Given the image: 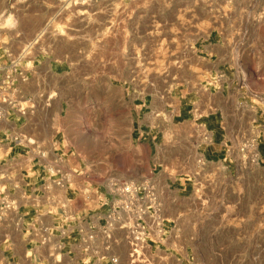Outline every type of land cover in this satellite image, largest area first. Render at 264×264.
<instances>
[{"label": "rangeland", "instance_id": "1", "mask_svg": "<svg viewBox=\"0 0 264 264\" xmlns=\"http://www.w3.org/2000/svg\"><path fill=\"white\" fill-rule=\"evenodd\" d=\"M90 1L97 6L106 2L65 0L66 22L89 19ZM122 3L130 8L121 17L114 14L110 28L100 25L103 14L96 18L93 47L98 52L108 35L124 39L110 44L111 91L91 93L83 109L74 98L80 92H67L66 103L72 109L61 103L54 107L68 147L85 163L92 161L116 177L153 180L162 214H191V219L181 221L193 224L195 259L208 264H264V164L255 167L252 162L257 149L264 153V0ZM48 29L45 48L55 55L59 52L55 36L68 32L56 25ZM204 36L209 51L220 53L208 66L191 50ZM202 69L223 72V87ZM127 78L143 83L140 91L123 87ZM127 93L144 98L139 140L133 137ZM194 97L201 102L192 105ZM193 118L197 126L190 121ZM199 125L216 138H226L230 149L226 165L234 167L220 169L221 163L210 155L208 163L202 159L205 136ZM157 127L159 134L152 140Z\"/></svg>", "mask_w": 264, "mask_h": 264}, {"label": "crops", "instance_id": "2", "mask_svg": "<svg viewBox=\"0 0 264 264\" xmlns=\"http://www.w3.org/2000/svg\"><path fill=\"white\" fill-rule=\"evenodd\" d=\"M64 1L0 0V21L3 23L0 26V69L16 60L26 76L24 82L18 80L9 90L1 87L0 75V264H111L110 258H117L118 264H128L122 233L113 234L109 249L105 251L104 240L99 234L105 209L87 206L78 193L85 186L100 187V178L93 171L110 172L92 161L85 163L78 152L68 147L65 134L60 130L58 117L61 116L54 107L61 103L64 109H72L66 103L67 92H80L74 98L81 103L79 109H83L86 97L91 98V93L111 91L114 75L110 44L113 41L122 43L124 39H112L108 35L98 52L96 46L93 47L97 40L96 18L103 14L105 19L100 25H106L108 29L112 16L126 15L130 6L122 3L123 0H106L99 6L90 1L87 5L89 19L77 21L76 17L69 24ZM79 8V11L84 10ZM51 12H55L53 17ZM53 25L68 34L55 36L59 52L49 55L45 45L50 35L48 28ZM199 40L191 48L195 57L204 60L206 66L208 62L214 64L219 51H209L205 36ZM201 71L210 72L217 86L225 84L223 72ZM218 74L222 75L220 80H216ZM134 80L125 79L123 87L140 91L143 83ZM126 95L133 137L139 140L143 136L140 119L143 116L140 114L144 98L138 93ZM1 96L11 100V104L2 102ZM194 98L196 101L192 105L201 102L199 97ZM190 121L197 126L196 119ZM199 126L206 136L201 143L204 147L202 159L208 163L210 155L216 163H221L220 169L234 167L226 165L230 156L226 138H216L205 125ZM158 127L152 140L159 134ZM256 154L264 162V153L257 149ZM59 157H62L66 171H75L71 185L63 189L51 184L52 179L46 171ZM263 164L253 165L260 167ZM4 202L8 209L2 208ZM162 215L168 238L164 245L152 248L148 264H208L194 257L193 224L181 221L191 219V214ZM91 232L94 236L88 240Z\"/></svg>", "mask_w": 264, "mask_h": 264}, {"label": "built area", "instance_id": "3", "mask_svg": "<svg viewBox=\"0 0 264 264\" xmlns=\"http://www.w3.org/2000/svg\"><path fill=\"white\" fill-rule=\"evenodd\" d=\"M0 75L1 87L9 90L14 88L18 80H26L16 60L10 61L6 67L0 69ZM221 78L222 75L219 74L217 80ZM1 98L2 102L11 104L7 97ZM203 139L205 141L206 136ZM246 145L240 152H244ZM40 156L42 157L41 154ZM252 162L264 163L258 159L257 154L252 155ZM64 168L63 159L59 157L52 168L46 169L48 177L52 179L51 184L59 189L71 185L75 174V171H66ZM93 173L100 178V187L85 186L78 193L83 196L87 206L105 209L103 225L99 229V234L104 240V250L109 249L113 234L120 232L127 246L128 264H148L152 248L164 245L169 234L153 180L128 181L111 173ZM2 208L8 209L6 202ZM93 236L91 232L87 239L91 240ZM110 263L118 264L117 258H110Z\"/></svg>", "mask_w": 264, "mask_h": 264}]
</instances>
